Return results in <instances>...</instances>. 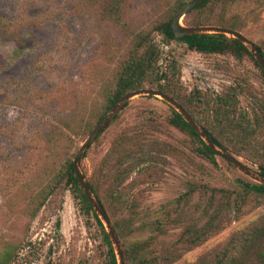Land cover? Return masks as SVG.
I'll return each mask as SVG.
<instances>
[{
	"label": "rangeland",
	"instance_id": "1",
	"mask_svg": "<svg viewBox=\"0 0 264 264\" xmlns=\"http://www.w3.org/2000/svg\"><path fill=\"white\" fill-rule=\"evenodd\" d=\"M75 1L0 0V17L19 28L18 39L10 33L4 34L0 23V206L2 193H8L16 180L25 181L30 165L41 164L42 149L33 144L32 137L46 131L60 117L73 113L78 97L92 92L95 77L102 74L105 63L100 38L88 18L78 12ZM170 1L132 0L130 22L139 28L149 26L162 17ZM192 15H184L181 22L185 24ZM228 16L237 19L240 31L254 43L264 44V0L235 4ZM14 30L12 27L11 31ZM111 36L118 41L121 34L111 33ZM156 40L161 43V36L157 35ZM161 46L164 53L169 51L181 64L184 93L195 90L193 95L200 96L197 105L201 109L195 112L197 116L210 126L223 129L224 133L227 120L222 115L216 116L213 109L218 103L217 97L229 90L239 76L247 78L246 86L256 95L264 96V81L247 57L202 54L175 39ZM110 66L106 59V77ZM251 104L249 97H238L240 111H250ZM172 109L156 96L143 94L131 98L79 160L81 171L89 176L116 136L137 135L146 142V151L153 152L152 161L125 181L127 187L131 186L129 194H136L138 198L141 215L135 223L137 229L123 240L128 243L135 236L145 238L155 234L153 250L158 251L172 243L181 228L174 227L162 234L151 231L146 225L172 200L192 191L191 205L199 201V189L204 186L235 192L242 187L241 181L253 180L219 156L215 158L216 164H211L194 155L189 147L195 138L167 121ZM86 136L78 143V148ZM234 156L258 172L257 163L240 154ZM110 178L107 173L106 182ZM124 198L129 200L126 194ZM58 204L59 200H51L30 224L31 240L44 242L41 252L30 264H106L108 247L95 219L83 214L80 202L69 189L65 190L61 205ZM247 210L246 215L232 220L199 246L183 252L172 264L190 263L197 256L222 246L236 228L264 213V205L257 208L249 205ZM125 211L121 205H116L112 216L125 215ZM7 214L0 208V234L20 236L25 220H14Z\"/></svg>",
	"mask_w": 264,
	"mask_h": 264
},
{
	"label": "trees",
	"instance_id": "2",
	"mask_svg": "<svg viewBox=\"0 0 264 264\" xmlns=\"http://www.w3.org/2000/svg\"><path fill=\"white\" fill-rule=\"evenodd\" d=\"M188 1L171 0L162 17L145 28H139L130 22L132 0L75 1L78 12L88 18L92 29L100 38L105 65L101 76L95 77L93 91L78 97L73 113L60 117L46 131L32 137L33 144L42 149L41 164L30 165L25 181L16 180L8 193H2L1 211L8 213L14 220L24 219L25 224L20 236L0 234V264H30L37 258L44 242L31 240L28 234L30 224L51 200L57 199L58 205H61L66 189L71 190L80 202L83 214L91 215L103 232L109 257L106 264H117L113 245L101 219L80 186L72 161L81 139L88 135L121 96L134 89L156 88L174 98L205 129L218 148L233 155H243L257 163L258 173L264 177V96L256 95L246 86L247 78L239 76L229 90L217 97L218 103L213 107L216 116L222 115L227 120L224 125L227 131L224 133L223 129L210 126L207 121L197 116L195 112L201 109L197 105L201 101L200 96L193 95L195 90L189 94L184 93L181 64L169 51H163L161 44L168 45L175 39L202 54H231L238 59L247 57L264 81V71L240 40L224 33L174 36L171 20ZM243 1L247 0H201L189 10L187 14L193 15L185 24H215L241 30L237 19L228 16V12L235 4ZM0 23L4 27V34L10 33L19 39L17 26H12V22L5 17H0ZM12 27L15 28L14 31H11ZM117 32L121 36L118 41H114L111 33ZM157 35L161 36V43L157 42ZM255 44L264 56V44ZM106 59L111 63L108 77ZM242 95L253 102L250 111H240L237 107L238 97ZM126 104L127 102L124 106ZM118 115L119 112L96 135L93 142L98 140ZM167 121L195 138L189 147L194 155L216 164L215 158L218 155L174 108ZM145 143L137 135L120 134L112 140L110 149L100 159L93 173L86 176L82 172L92 195L114 227L124 264H172L183 252L199 246L232 220L246 215L249 205L254 208L264 205L263 183L241 181L242 187L235 192L204 186L199 189L198 202L190 205L192 191L186 192L172 200L168 207L162 208L159 216L147 222L146 226L151 231L162 234L171 228L180 227L181 230L172 243L159 251L153 250L155 234H148L145 238L135 236L126 243L123 238L137 229L135 223L140 218L141 210H138L136 194H129L131 186L127 187L125 181L146 162L152 161L153 152L146 151ZM171 147L178 150L176 146ZM84 156L82 153L80 158ZM107 173L111 175L108 182ZM125 194L128 201L124 198ZM116 205L125 208L126 214L112 216V209ZM263 241L264 213L252 217L244 226L236 228L222 246L197 256L187 264H264Z\"/></svg>",
	"mask_w": 264,
	"mask_h": 264
},
{
	"label": "water",
	"instance_id": "3",
	"mask_svg": "<svg viewBox=\"0 0 264 264\" xmlns=\"http://www.w3.org/2000/svg\"><path fill=\"white\" fill-rule=\"evenodd\" d=\"M201 0H189L184 7H182L172 18L171 20V29L174 33L175 37H180L183 35L194 34V33H224L228 36H232L238 40H240L243 44H245L250 53L253 55L256 62L264 71V56L261 54L259 49L257 48L256 44L247 37L243 32L237 30L235 28L220 26L215 24H208V25H185L181 22V18L186 15L191 8H193L198 2ZM151 95L156 96L170 104L181 116L182 118L192 127V129L203 139V141L207 144V146L219 157L223 158L229 164L236 167L239 171L243 174L248 176L249 178L253 179L256 182L264 184V177L261 176L258 172L253 171L247 165H245L242 161H240L236 156L233 154L224 151L216 146V144L212 141V139L208 136L205 129L185 110V108L174 98L165 94L164 92L156 89V88H138L132 91L125 93L121 96L111 107V109L96 123L91 131L88 133L86 138L80 144L79 148L77 149L74 157H73V169L75 175L82 187L84 194L86 195L88 201L90 202L91 206L98 214L99 218L101 219L102 223H104V227L106 228V232L109 236V239L113 245L117 264H124L122 250L120 246V242L114 230V227L109 220L108 216L104 213V211L99 206L98 202L95 200L90 187L83 176V173L79 166V160L82 153L85 151L87 146L93 142L96 135L108 124V122L121 110L126 102H128L131 98L138 96V95Z\"/></svg>",
	"mask_w": 264,
	"mask_h": 264
}]
</instances>
